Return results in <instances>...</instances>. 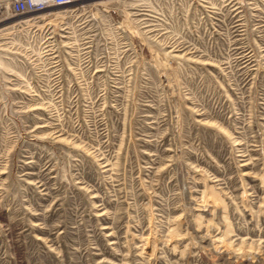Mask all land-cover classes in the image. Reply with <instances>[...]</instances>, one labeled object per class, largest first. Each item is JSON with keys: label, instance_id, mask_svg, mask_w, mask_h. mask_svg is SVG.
<instances>
[{"label": "rangeland", "instance_id": "rangeland-1", "mask_svg": "<svg viewBox=\"0 0 264 264\" xmlns=\"http://www.w3.org/2000/svg\"><path fill=\"white\" fill-rule=\"evenodd\" d=\"M117 5L0 21V264H264V0Z\"/></svg>", "mask_w": 264, "mask_h": 264}, {"label": "built area", "instance_id": "built-area-1", "mask_svg": "<svg viewBox=\"0 0 264 264\" xmlns=\"http://www.w3.org/2000/svg\"><path fill=\"white\" fill-rule=\"evenodd\" d=\"M78 1L79 0H0V21L3 22L14 15H22L27 12H43L51 6H63L65 8L74 9L76 12L78 9H89L86 4H79ZM179 45L180 43H173L172 46L178 47ZM87 46L84 47V52L91 49H86ZM48 50L49 49L45 46L35 50L30 45L25 48V51L28 52V56L31 57L30 59L38 63H42V61L47 58L46 55L50 54Z\"/></svg>", "mask_w": 264, "mask_h": 264}, {"label": "crops", "instance_id": "crops-1", "mask_svg": "<svg viewBox=\"0 0 264 264\" xmlns=\"http://www.w3.org/2000/svg\"><path fill=\"white\" fill-rule=\"evenodd\" d=\"M125 0H79L78 3L79 4H86L89 8H97L100 12H111V11H114L116 9H118V5L117 4H121L122 2H124ZM99 2V3H98ZM106 5H109V9L106 10ZM158 9L156 10H159V9H163L162 6H158L157 7ZM68 9H71V8H68ZM106 10V11H105ZM152 16H156L155 19H159V18H163V17H166L165 14H159V15H152ZM32 17L33 19H36V20H39L40 19H44L45 21L44 22H47V21H51V19L53 18L52 14L48 13V12H42V13H37L33 16H30ZM71 18V21L73 19L74 16L72 15H68L67 18ZM60 18V17H59ZM71 31H73L72 29H68L67 32L69 33H72ZM173 35V34H172Z\"/></svg>", "mask_w": 264, "mask_h": 264}, {"label": "bare ground", "instance_id": "bare-ground-1", "mask_svg": "<svg viewBox=\"0 0 264 264\" xmlns=\"http://www.w3.org/2000/svg\"><path fill=\"white\" fill-rule=\"evenodd\" d=\"M99 3V2H98ZM58 8H54V9H52L51 7H49V8H47V9H45V11L44 12H46V11H48V13L50 14H52L53 15V17H62V12H63V10H61V9H59V7L60 6H57ZM51 9V10H50ZM50 10V11H49ZM63 14H64V12H63ZM9 20H11V19H7V20H5V21H3V23L4 22H8ZM35 20L36 19H33L32 17H30V16H26V17H23L22 18V20L20 21L21 22V24L23 25V26H27V25H34L35 24ZM16 22V21H15ZM6 24V23H5ZM16 44V43H15ZM14 44V45H15ZM8 47H12L13 48V45H9Z\"/></svg>", "mask_w": 264, "mask_h": 264}]
</instances>
